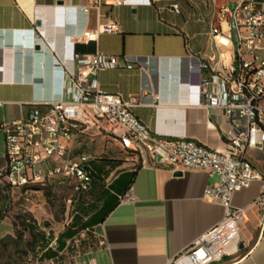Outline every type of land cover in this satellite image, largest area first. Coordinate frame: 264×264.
I'll return each mask as SVG.
<instances>
[{"label": "crops", "instance_id": "crops-1", "mask_svg": "<svg viewBox=\"0 0 264 264\" xmlns=\"http://www.w3.org/2000/svg\"><path fill=\"white\" fill-rule=\"evenodd\" d=\"M231 1L149 0V4L136 2L131 7L100 0L98 11L91 8L84 14L81 8L91 0H0V125L25 117L33 108L45 113L50 103L61 98L62 70L75 68L71 55L100 51L151 59L146 77L138 68L107 69L95 76L101 91L119 93L123 98L150 86L143 105L131 109L148 129L163 137L225 150L223 111L201 107L187 78L196 64L189 56L205 61L214 51L208 22L219 7ZM173 3L179 4L180 13L169 8ZM108 18L117 23L119 32L100 34L97 41L88 43L75 41L84 29L92 30ZM222 29L227 30L226 24ZM218 41L220 49L230 51L224 37ZM55 61L60 67H55ZM97 144L103 150L117 149L121 155L128 152L118 140L94 129L76 135L71 148L79 154L90 152L89 146ZM246 155L264 181V153L249 149ZM100 158L105 163L92 177L93 196L88 204L97 202V215L103 219L86 229L95 241L79 264H188L181 255L224 215L221 206L204 198L206 187L215 184L218 176L200 170L175 175L167 167L153 165L148 156L131 157L136 163H131L132 169H120L124 158L119 156ZM98 163L97 157L91 161L89 172ZM4 166L0 130V172ZM263 181H253L233 197L234 207L246 209V221L240 228L241 254L211 264H264L261 207L252 205L261 195ZM32 192L28 187L11 189L0 178V222L6 218L7 203L14 202L17 194ZM115 201L106 215L101 213L102 206Z\"/></svg>", "mask_w": 264, "mask_h": 264}, {"label": "built area", "instance_id": "built-area-1", "mask_svg": "<svg viewBox=\"0 0 264 264\" xmlns=\"http://www.w3.org/2000/svg\"><path fill=\"white\" fill-rule=\"evenodd\" d=\"M149 0H112V6H134ZM100 0H91L81 12L96 11ZM169 8L180 13L178 3ZM214 51L203 61L193 56L196 64L188 71L187 82L196 90L203 108L223 111L227 139L225 150L207 149L194 141L158 135L147 128L131 112L143 105L144 86L137 95L123 98L100 90L97 72L121 68L139 69L141 76L150 69V58L94 54H72L75 68L62 70L61 98L50 103L42 113L33 108L25 117L3 122L5 166L0 172L11 189L43 185L53 180L69 186L74 194L89 185V163L95 160L90 152L75 154L71 143L79 133L89 129L119 141L120 147L138 158L148 156L153 165L167 167L172 172L185 170L216 174L215 184L207 186L204 198L224 209L222 219L194 241L181 255L188 264H211L232 257L239 250L240 228L246 221V209L234 207V195L253 181L262 180L246 152L264 153V2L233 0L218 8L208 22ZM227 30L223 31L222 25ZM119 32V26L108 18L92 30L84 29L74 39L88 43L100 34ZM219 37H224L230 51L220 49ZM55 67H60L55 61ZM146 77V76H145ZM264 181L260 197L252 203L261 207L264 223ZM54 249L55 244L50 245Z\"/></svg>", "mask_w": 264, "mask_h": 264}, {"label": "rangeland", "instance_id": "rangeland-1", "mask_svg": "<svg viewBox=\"0 0 264 264\" xmlns=\"http://www.w3.org/2000/svg\"><path fill=\"white\" fill-rule=\"evenodd\" d=\"M89 147L95 157L113 155L124 158L120 169H132L134 166L131 163L136 164L131 160L134 155L129 152L121 155L117 149L103 150L101 144ZM69 182L65 180L62 184L59 180H53L38 185L28 196L17 194L14 202L5 205L3 215L6 218L0 222V264H79L86 257L95 241L94 235L87 230L69 240L67 247L55 257L45 256V251L48 248L53 249L50 245L71 224L75 215H81L80 208L87 205L93 196L91 183V188L75 200ZM23 220L33 226L34 231L25 229ZM36 233L43 235L44 239L34 242L33 236ZM239 253L241 254L238 251L230 258Z\"/></svg>", "mask_w": 264, "mask_h": 264}, {"label": "trees", "instance_id": "trees-1", "mask_svg": "<svg viewBox=\"0 0 264 264\" xmlns=\"http://www.w3.org/2000/svg\"><path fill=\"white\" fill-rule=\"evenodd\" d=\"M99 159V163L97 165L94 166V168L90 170L89 172V185L87 187L86 190H88L91 186V183H92V177H96L97 174L99 173V170H100V166L102 164H104L105 162L104 159L102 160V158H98ZM99 170H97V169ZM96 170V171H95ZM135 172L132 173V177L135 176ZM38 185H32V186H29L28 188L29 189H35ZM86 190H81L79 193L75 194V200H77L79 198V195L83 192H86ZM117 201H115L114 203L110 204V205H107L105 208L102 206V208L104 210L101 211L102 214L106 215L116 204ZM97 208H98V203L95 202V203H90V204H87L85 205L84 207H81L80 208V212H81V215H75L72 219V222L70 225H68L64 231H62L58 236L57 238L55 239V247L54 249H50L48 248L46 251H45V256L51 258V257H55L59 251H62L63 249H65L67 247V242H69V240L73 239V237H75L77 234H79L81 231H85L87 228H90L92 227L93 225H95V223L97 222V220H102L103 217L99 218V215H97L98 211H97ZM84 217H86V219L84 220ZM23 226L25 229H28L30 231H34V228L33 226L29 225L28 222L25 221L24 223V220H23ZM7 238H10V237H7ZM44 237L43 235H39V233H36L34 236H33V241L36 242V241H39V240H43Z\"/></svg>", "mask_w": 264, "mask_h": 264}, {"label": "water", "instance_id": "water-1", "mask_svg": "<svg viewBox=\"0 0 264 264\" xmlns=\"http://www.w3.org/2000/svg\"><path fill=\"white\" fill-rule=\"evenodd\" d=\"M35 25L39 27V26H41V22L39 20H37L36 23H35ZM35 48L38 49L39 47H35ZM174 174L175 175H180L181 172L180 171H176V172H174Z\"/></svg>", "mask_w": 264, "mask_h": 264}]
</instances>
